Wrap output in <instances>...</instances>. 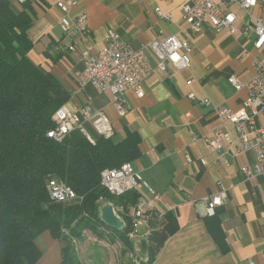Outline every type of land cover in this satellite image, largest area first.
Instances as JSON below:
<instances>
[{"label": "crops", "instance_id": "obj_1", "mask_svg": "<svg viewBox=\"0 0 264 264\" xmlns=\"http://www.w3.org/2000/svg\"><path fill=\"white\" fill-rule=\"evenodd\" d=\"M10 1L16 10H26L33 18L27 31L33 43L28 57L51 72L69 92L65 107L80 113L85 106L103 110L111 121L115 142L125 139L128 132L139 137V155L131 162L148 187L160 194L156 205L164 216L154 218L149 229L141 227L140 236L133 238L135 245L151 240L145 236L148 231L163 232L167 213L174 215L178 228L156 248L153 259L139 255L141 247L134 249L135 257L143 264H264V174L247 178L241 170L254 163L255 154L240 152L236 144L228 142L223 149L214 150L204 140L222 125L215 107L225 105L238 111L248 96L247 84L263 57L262 50L254 46L256 35L251 23L255 17L264 18V0H258L248 11L231 7L238 14L234 34L209 23L191 30L184 18L185 0H78L71 14L85 11L91 29L83 39L61 29L58 0ZM110 32L134 49L176 34L190 44V67L180 70L168 63L165 73L159 68L158 57L147 50L153 70L142 82L145 95L138 97L128 91L129 110L121 115L110 92H99L90 84L82 86L78 79L88 59L84 53L97 52L109 40ZM71 44L76 47L73 51L69 50ZM233 75L242 88L237 90L230 83ZM205 99L210 104L204 103ZM84 126L94 141L99 138L91 120L84 119ZM222 187L227 197L216 211L225 249L209 228L216 212L205 214L206 199ZM138 193L151 199L143 185ZM104 231L118 239L113 232ZM36 242L42 256L35 264H61L63 241L44 232ZM80 258L84 264L92 261ZM95 258L98 264H110L101 255Z\"/></svg>", "mask_w": 264, "mask_h": 264}, {"label": "trees", "instance_id": "obj_2", "mask_svg": "<svg viewBox=\"0 0 264 264\" xmlns=\"http://www.w3.org/2000/svg\"><path fill=\"white\" fill-rule=\"evenodd\" d=\"M32 23L26 10L0 0V264H35L42 256L36 240L44 232L65 243L61 264H84L72 241L83 237L84 230L98 237L105 229L113 232L126 254L134 250L135 241L128 236L131 227L128 223L121 230L107 226L99 217L100 209L106 203L134 205L140 194L132 190L112 195L102 185L101 174L134 160L139 137L128 132L120 142L104 136L92 142L73 131L57 142L47 136L55 127L54 114L70 94L51 72L28 57L33 43L27 31ZM54 176L66 181L79 198L53 201L47 183ZM166 220L163 232L149 237L159 247L178 228L172 213L166 214ZM211 220L210 231L225 249L218 211ZM141 243L145 247L147 242ZM155 254L154 249L150 259Z\"/></svg>", "mask_w": 264, "mask_h": 264}, {"label": "built area", "instance_id": "obj_3", "mask_svg": "<svg viewBox=\"0 0 264 264\" xmlns=\"http://www.w3.org/2000/svg\"><path fill=\"white\" fill-rule=\"evenodd\" d=\"M17 1L25 2L26 0ZM77 2L78 0L57 1V7L62 12L59 25L64 33L75 34L83 39L90 35L91 29L88 26V15L85 11L75 16L71 14ZM257 4L258 0H185L183 12L186 24L191 30H198L205 23H209L216 29H225L234 34L238 30L236 25L238 14L231 7L237 5L248 11ZM156 11L162 14L160 8ZM251 27L256 35L254 46L262 50L263 57L256 63L255 77L247 84L248 96L238 111L225 105L216 106L215 113L222 125L214 130L212 136L204 139L214 150L223 149L228 142L236 144L240 152H253L254 163L241 168L247 178L264 174V18H253ZM249 28L250 26L243 29L244 35L248 34ZM109 36V40L97 52L87 50L84 53L88 55V59L85 69L78 73V79L82 86L90 84L99 92H110L121 115L129 110L125 97L128 91H134L138 97L145 95L142 82L153 70L147 50L158 57L159 68L165 73L168 72V63L174 64L180 70L190 67V44L188 40L181 39L176 34L152 40L139 49L129 46L114 32H110ZM75 48L74 44L69 46V50L73 51ZM229 81L237 90L243 86L234 75L230 76ZM189 97L194 99L195 95L190 94ZM204 103L210 104L209 99H205ZM53 119L55 127L48 131L47 136L57 142H62L73 131H80L94 142L84 126V119L91 120L99 136L109 138L114 132L105 112L93 110L90 106H85L81 113L71 111L64 106L56 111ZM101 181L102 185L115 196H121L132 190L138 191L142 185L148 188L151 199L141 194L134 205H114L116 214L124 220V226L128 223L131 227L128 233L129 238L140 236L141 227L149 229L150 222L154 218L164 216L162 210L156 205V202L160 200V194L148 187L132 162H125L120 167L104 170ZM47 190L50 198L56 202H71L79 198L66 181L56 176L48 179ZM226 197V190L222 187L217 194L206 199L205 214L214 215L217 208L223 205ZM88 231L84 230L83 235L90 240ZM63 232L70 236L68 229H64ZM151 233L146 232L147 239ZM72 241L76 251H79L78 239L72 237ZM130 264H143V261L139 257H134Z\"/></svg>", "mask_w": 264, "mask_h": 264}, {"label": "rangeland", "instance_id": "obj_4", "mask_svg": "<svg viewBox=\"0 0 264 264\" xmlns=\"http://www.w3.org/2000/svg\"><path fill=\"white\" fill-rule=\"evenodd\" d=\"M103 239L98 238L95 234H93L90 230L88 234L90 235V240L87 236L83 235L80 239H78L77 246L79 247V251H76L79 256L84 258H88L86 260L92 259L90 264H98L97 259L95 256L101 255L106 263L110 264H130V260L133 257L138 256L135 254V250L141 247L139 250V255L146 254L148 257L151 255L152 250H156L158 247L154 240H146V246L144 247L143 244H139L138 246L133 244V252L129 251L128 253L124 254L123 249L124 245L120 242L119 239L113 240L112 234H109L107 231H104ZM107 234V235H106ZM154 235V234H153ZM145 241V240H144ZM133 253V255H132ZM137 253V252H136ZM86 256V257H85Z\"/></svg>", "mask_w": 264, "mask_h": 264}, {"label": "water", "instance_id": "obj_5", "mask_svg": "<svg viewBox=\"0 0 264 264\" xmlns=\"http://www.w3.org/2000/svg\"><path fill=\"white\" fill-rule=\"evenodd\" d=\"M99 217L101 221L111 228L119 230L124 228V220L116 214L112 203H106L101 207Z\"/></svg>", "mask_w": 264, "mask_h": 264}, {"label": "bare ground", "instance_id": "obj_6", "mask_svg": "<svg viewBox=\"0 0 264 264\" xmlns=\"http://www.w3.org/2000/svg\"><path fill=\"white\" fill-rule=\"evenodd\" d=\"M112 195H114L113 193H111ZM115 196V195H114ZM113 204V203H112ZM114 205V204H113Z\"/></svg>", "mask_w": 264, "mask_h": 264}]
</instances>
